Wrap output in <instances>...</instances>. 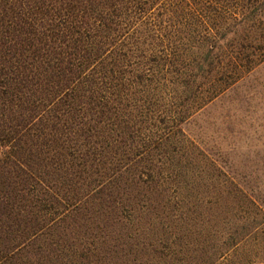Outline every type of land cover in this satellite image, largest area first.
<instances>
[{
  "label": "trees",
  "instance_id": "obj_1",
  "mask_svg": "<svg viewBox=\"0 0 264 264\" xmlns=\"http://www.w3.org/2000/svg\"><path fill=\"white\" fill-rule=\"evenodd\" d=\"M263 60L264 0H0V264H144L181 124Z\"/></svg>",
  "mask_w": 264,
  "mask_h": 264
},
{
  "label": "rangeland",
  "instance_id": "obj_2",
  "mask_svg": "<svg viewBox=\"0 0 264 264\" xmlns=\"http://www.w3.org/2000/svg\"><path fill=\"white\" fill-rule=\"evenodd\" d=\"M205 89L209 98L215 88ZM180 127L170 203L162 195L155 213L131 218L134 254L144 264H264V60ZM185 145L208 163L188 159Z\"/></svg>",
  "mask_w": 264,
  "mask_h": 264
}]
</instances>
